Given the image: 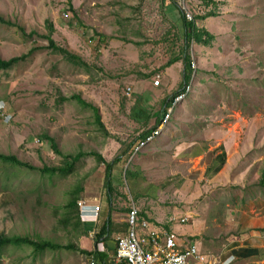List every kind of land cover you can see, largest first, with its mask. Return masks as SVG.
I'll return each instance as SVG.
<instances>
[{
	"label": "rangeland",
	"instance_id": "1",
	"mask_svg": "<svg viewBox=\"0 0 264 264\" xmlns=\"http://www.w3.org/2000/svg\"><path fill=\"white\" fill-rule=\"evenodd\" d=\"M175 1L192 18L212 9L217 13L196 20L212 38L208 45L191 44L189 87L182 59L164 68L172 57L183 56L184 40L177 37L178 27L162 0H0V16L6 21L0 22V57L8 60L37 48L0 71V151L39 167L60 165L64 157L46 134L63 154L95 151L111 161L121 144L97 127L90 108L69 98L78 94L97 107L106 131L128 141L143 130L142 121L132 116L133 107L153 113L184 84L189 96L178 99L163 133L189 123L200 128L198 136L191 132L193 139L224 141L228 160L209 188H234L244 197L258 193L264 169V0ZM49 22L53 39L81 55L89 70L47 47ZM174 148L164 144L158 150L174 160ZM129 161L114 174L122 190L130 183ZM9 170L0 165L1 232L38 233L56 243L72 242L79 250L93 249L95 237L89 234L95 223L85 221L82 228L62 221L67 192L78 182L81 199L107 197L103 163L83 156L67 177L47 180V175L42 179L25 171L14 183L7 182ZM125 201L121 207L131 205L128 197ZM79 250L37 249L29 256L31 249H0V264H84Z\"/></svg>",
	"mask_w": 264,
	"mask_h": 264
},
{
	"label": "crops",
	"instance_id": "2",
	"mask_svg": "<svg viewBox=\"0 0 264 264\" xmlns=\"http://www.w3.org/2000/svg\"><path fill=\"white\" fill-rule=\"evenodd\" d=\"M198 129L188 123L183 129L176 124L174 131H162L145 146V153L130 158L133 175L128 189L121 191L123 196L116 192L111 202L108 194L85 199L88 204L100 202L101 211L97 218H85L84 222L95 223V232L110 218L114 224L127 223L129 206L121 205L128 197L152 229L174 232L180 249L196 243L201 253L216 261L214 264H264V188L258 186V193L246 197L234 188L210 189L209 183L217 182L225 169L228 148L224 141L212 144L207 139H193L191 132L198 136ZM164 144H175L174 160H167L159 152ZM118 166L112 173L115 185L118 179L114 174L121 172V163ZM121 232L118 225L110 237L97 239L93 248L103 243L114 256L115 240L123 235ZM190 264L213 263L192 258Z\"/></svg>",
	"mask_w": 264,
	"mask_h": 264
},
{
	"label": "trees",
	"instance_id": "3",
	"mask_svg": "<svg viewBox=\"0 0 264 264\" xmlns=\"http://www.w3.org/2000/svg\"><path fill=\"white\" fill-rule=\"evenodd\" d=\"M163 7L166 8V11L168 14L174 19L175 25L178 27L179 34L177 37L180 40H184V45L182 48V57L180 55L172 57L165 65L170 66L181 59L184 62V84L185 86L189 87V83L191 81V78L193 76V69H192V60L190 56V47L193 42H196L197 44H203L208 45L210 42V38H212L211 34L205 29V28H199L197 26L196 20L197 19H206L208 17H215L217 16V13L214 9L209 10L204 15H196L192 20H189L186 17L185 11L178 5V3L175 0H162ZM206 4L210 3L211 0H204ZM213 3V2H212ZM214 4V3H213ZM216 7V6H215ZM177 12V13H176ZM172 19V20H173ZM0 22L6 23L4 18L0 16ZM54 32V26L52 23H48V33L44 35V37L48 40V48L51 49L52 52L61 54L63 57L67 59V61L71 62L74 65H77L79 67L84 68L86 71L89 70V64L84 61L81 55L76 54L69 50L68 48L59 45L54 39L53 34ZM34 34L35 32H31ZM137 45H142V42H137ZM37 48H32L28 54L33 53ZM28 54H24L19 57H13L11 59H3L0 57V71L1 70H7L17 64L20 61H24ZM184 84L181 86V89L176 91L172 96H167L165 100L162 101L161 109L155 110V112H146V110L134 106L132 116L134 119L138 121H142L144 124V128L141 132L134 135L133 139L131 140H122L119 136H114L106 131L104 123L101 121V116L99 109L97 107H94L92 104L87 103L84 101L80 95L75 94L73 98L69 99H76L78 100L84 107H88L92 110L93 116L95 118L94 123L97 125V127L103 131L106 137H112L118 140V142L121 144V148L116 155V157L111 160L107 161L101 153L99 152H85V151H79L77 153H70V154H63L61 153L57 148L55 144V139L44 134L43 137H47L48 140H50L53 144V147L55 150L62 154L64 159L62 160L60 165H47L44 164L42 167L35 166L32 163L20 159L16 154L14 153H6L3 151H0V165L3 167H6L8 170L12 169L16 172L10 171L12 178H8V183H14L19 177L22 176V173L27 171L29 174L36 173L39 177L44 179L46 175L49 177L47 180H50L54 175H58L61 177H67L68 175L72 174L74 172V168L76 166L77 161H79L83 156H94L98 163H103L105 165V187L107 189V194L111 202V197L115 195L116 192L119 193L120 196H123L122 187L120 184V181L118 180V185L114 184V180L112 178V172L116 165L119 163L124 164L132 157L133 150L136 144L140 143L142 140H146V138L150 135H152L155 131H158V129L164 124L165 116L168 113V110L171 108L174 110L175 105L178 104V97L181 95H184L185 98L189 96V92L187 91V87L184 86ZM64 100L65 98L62 97ZM68 99V98H67ZM172 117L169 118L168 123L170 122ZM154 119V122L151 123V120ZM168 123H165L167 125ZM197 126V125H196ZM195 126V127H196ZM178 133H176L177 136ZM150 144V143H149ZM131 164V162L129 163ZM127 174L130 178L132 175H129V172L131 173L129 167ZM263 177L259 181V186L261 188H264V169L262 170ZM82 191L83 188L79 184V182L75 185V187L68 191L67 193L70 194L69 200L65 205L64 213H65V219L62 221L64 225H72L73 227L77 225H82L83 219L80 216V209L78 206V201L82 197ZM126 211V210H125ZM129 211V208L127 209ZM120 226L122 229V234H125L128 230L127 223H121V224H114L111 220H107L103 226L99 229V231L96 234V240L100 239L102 237H110L111 233L115 230L117 226ZM83 228V225H82ZM83 230V229H82ZM9 248H15V249H31L32 252L29 254V256H34L36 253L35 250H43L46 248H64V249H71L78 251L80 248L76 246L74 243L70 242L67 244H61L56 243L53 239H43L41 235L38 233H6L0 231V249H9ZM83 255L94 253L96 256L97 264H114L112 259V254L110 255L107 251L100 252V251H94L91 250H79ZM2 254L0 253V260H1Z\"/></svg>",
	"mask_w": 264,
	"mask_h": 264
},
{
	"label": "built area",
	"instance_id": "4",
	"mask_svg": "<svg viewBox=\"0 0 264 264\" xmlns=\"http://www.w3.org/2000/svg\"><path fill=\"white\" fill-rule=\"evenodd\" d=\"M187 16L190 18L189 20L193 19L190 14L186 13ZM130 91L131 89L128 87V95H130ZM180 97H184V95L179 96L178 99ZM172 112L173 110L170 108L165 116L164 124L158 131L148 136L146 140L136 144L133 156L162 133V127L168 122ZM78 206L83 220L91 217L97 218L101 211L100 202L88 204L87 200L80 199ZM182 221H185V219ZM126 222L128 224L127 232L117 236L115 240V255L112 256L114 264H190L192 258L200 262H211L213 264L216 262L211 260V256L209 258L208 255L201 253L196 243H191L189 246L180 249L177 235L174 232L152 229L150 222L140 216L138 207L132 201L127 212ZM96 234L95 231L90 233L92 240L95 237L96 241ZM93 250L105 252L106 248L103 243H97ZM83 257L84 264H97L94 253L86 254Z\"/></svg>",
	"mask_w": 264,
	"mask_h": 264
},
{
	"label": "clouds",
	"instance_id": "5",
	"mask_svg": "<svg viewBox=\"0 0 264 264\" xmlns=\"http://www.w3.org/2000/svg\"><path fill=\"white\" fill-rule=\"evenodd\" d=\"M4 117L7 120L8 119V114L7 113H4ZM83 222H84V220H83Z\"/></svg>",
	"mask_w": 264,
	"mask_h": 264
}]
</instances>
